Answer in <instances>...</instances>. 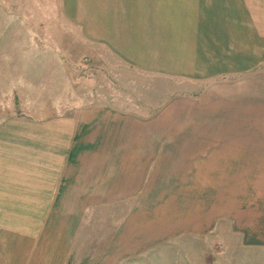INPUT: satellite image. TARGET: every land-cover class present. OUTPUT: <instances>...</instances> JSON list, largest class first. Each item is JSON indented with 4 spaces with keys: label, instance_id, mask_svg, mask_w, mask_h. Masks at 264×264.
<instances>
[{
    "label": "crops",
    "instance_id": "1",
    "mask_svg": "<svg viewBox=\"0 0 264 264\" xmlns=\"http://www.w3.org/2000/svg\"><path fill=\"white\" fill-rule=\"evenodd\" d=\"M178 1L192 88L0 124V264H264V0Z\"/></svg>",
    "mask_w": 264,
    "mask_h": 264
},
{
    "label": "rangeland",
    "instance_id": "2",
    "mask_svg": "<svg viewBox=\"0 0 264 264\" xmlns=\"http://www.w3.org/2000/svg\"><path fill=\"white\" fill-rule=\"evenodd\" d=\"M186 5L0 0V124L53 120L97 103L143 114L177 92L181 75L192 88Z\"/></svg>",
    "mask_w": 264,
    "mask_h": 264
}]
</instances>
